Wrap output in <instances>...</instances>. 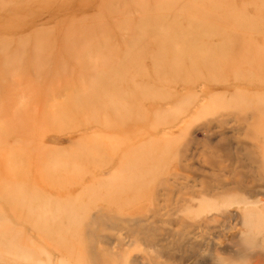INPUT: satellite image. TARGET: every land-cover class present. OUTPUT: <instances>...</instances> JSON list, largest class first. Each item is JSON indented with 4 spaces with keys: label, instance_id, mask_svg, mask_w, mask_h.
I'll use <instances>...</instances> for the list:
<instances>
[{
    "label": "rangeland",
    "instance_id": "374dc122",
    "mask_svg": "<svg viewBox=\"0 0 264 264\" xmlns=\"http://www.w3.org/2000/svg\"><path fill=\"white\" fill-rule=\"evenodd\" d=\"M0 264H264V0H0Z\"/></svg>",
    "mask_w": 264,
    "mask_h": 264
},
{
    "label": "bare ground",
    "instance_id": "6f19581e",
    "mask_svg": "<svg viewBox=\"0 0 264 264\" xmlns=\"http://www.w3.org/2000/svg\"><path fill=\"white\" fill-rule=\"evenodd\" d=\"M192 26H195V25H192ZM175 32H177V31H175Z\"/></svg>",
    "mask_w": 264,
    "mask_h": 264
}]
</instances>
